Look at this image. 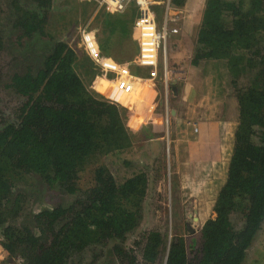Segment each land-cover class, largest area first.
Instances as JSON below:
<instances>
[{
    "label": "trees",
    "instance_id": "1",
    "mask_svg": "<svg viewBox=\"0 0 264 264\" xmlns=\"http://www.w3.org/2000/svg\"><path fill=\"white\" fill-rule=\"evenodd\" d=\"M31 1L28 6L10 0L9 19L19 32L11 46L32 42L38 59L29 56L27 63L39 62L13 73L4 84L20 101L9 120L0 106L3 249L21 264H100L110 255L113 261L105 264H264V0H206L198 31L193 63L216 61V72L227 75H221L220 85L234 92L238 105L234 144L226 177L216 187L214 216L189 242L184 233L169 238L167 229L148 228L131 247L127 242L142 222L149 178L142 170L118 182L103 158L134 145V115L117 99L91 88L93 66L82 64L76 49L57 36L58 20L64 28L71 21L51 18L54 0ZM170 1L181 8L189 0ZM64 3L74 10L82 6L86 13L97 6L94 0ZM103 16L100 50L122 60L121 39L130 40L125 53H133L137 45L132 38L136 9L104 10ZM8 40L0 27V55ZM44 41L48 45L42 47ZM248 75L249 81L242 83ZM2 77L0 70V82ZM145 89H140L143 96ZM35 180L44 185L39 192L59 201L20 219L26 204L38 198ZM253 248L259 255L250 258Z\"/></svg>",
    "mask_w": 264,
    "mask_h": 264
},
{
    "label": "rangeland",
    "instance_id": "2",
    "mask_svg": "<svg viewBox=\"0 0 264 264\" xmlns=\"http://www.w3.org/2000/svg\"><path fill=\"white\" fill-rule=\"evenodd\" d=\"M20 1L28 6L32 4L31 0ZM79 1L82 2L83 0ZM98 1L94 0L97 3L95 10L86 13L82 6L78 7V10H74L67 6L64 0H54L55 8L51 11V18L57 20L60 17H67V23L71 21L68 27L64 28L62 26L63 20H58L57 26L61 29H59L60 32L57 36L76 49L82 64L87 65L90 63L93 66L95 71L93 79L100 76L110 78L115 82L113 88H108L112 86L107 87L108 83L99 78L98 83L93 84L94 80L92 81L91 88L107 99H117L120 105L131 110L134 115L135 121H131L136 124L138 130L134 145L128 151L110 154L103 158V162L118 182H123L127 177L142 170L146 171L149 178L148 192L143 206V219L140 226L129 237L127 246L131 247L133 240L141 236L148 228L167 229L169 238L170 236L173 237L176 232L184 233L187 242H189L193 236L197 235L203 223L214 216L213 204L217 192L216 187L219 183H223L226 177L227 162L231 156L234 132L238 124V105L234 92L223 84L220 85L222 83L221 75L224 77H227V75L222 73L221 70L216 72V67H214L216 61L208 66L205 63L200 64L201 62L199 65L193 63L206 0H189L181 8L174 6L175 11L180 13L181 19L179 23H172L169 26L175 25L179 29L177 33L168 36L166 45L163 44L160 49L159 56L161 63L166 61L169 74L166 79L162 64L158 68V77L151 83L154 89L147 84L142 86L140 83L146 82L141 81L131 87L121 88L119 85L121 74L118 75L117 72L111 71L112 69L109 66L108 69L103 66V61L117 62V60L100 50L99 38L103 36V30L106 31V29L103 21L105 9L100 7ZM150 1L160 27H162L167 0L164 4L162 0ZM9 17H13L10 0H2L0 1V27L7 31L9 40L6 43V49L0 55V70L3 73L0 82V96L2 99L0 106L4 111L5 118L8 120L13 117L14 107L20 101V98L13 93H9L4 84L13 73L24 72L28 66H33L39 62L27 63L29 56L38 59L31 52L32 42H30L31 45L25 44L23 47L19 46L20 48L11 46L10 42L18 37L19 32L14 30L13 21ZM74 17H78L77 22L74 21ZM86 34L89 36L84 38ZM90 36L93 42L91 50L88 47L91 43ZM135 39L133 38V40ZM121 40L124 43L122 46L123 53H121L124 60L136 58L138 48L136 51L135 47H138V45H135L133 53L126 52V54L125 50L128 49L130 40ZM40 43H42V47L48 45L46 41ZM119 47L121 48V44ZM95 53H98V58L101 59L99 62L93 56ZM191 66H198V69L204 71L207 77H204L205 82L198 86L200 88L199 95L194 91V88L193 90L190 89L194 75L199 71L195 68L192 70ZM121 67H127L133 75L132 68H136V70L133 69L136 72H140L137 68H144L143 73H140H146L145 67L138 66L137 63L129 64L127 61H121ZM134 78L129 79V81L135 83ZM165 80H168L167 83ZM217 80L219 84L216 83ZM248 81L249 75L242 80V83ZM144 87H146L145 94L156 90V96L151 99L153 100V111L146 120L141 119L137 112L141 110L142 106L151 104L144 100L140 90ZM203 94L207 98H204ZM197 107L199 108L197 109ZM175 109L177 110L176 114L174 113ZM184 109L190 111L191 114L189 115L188 111L184 112ZM178 115L180 117L184 115L185 119L179 121L177 119ZM198 124L204 132L200 137L206 139L205 148L197 153L199 158L192 156V159H197L193 162V167L186 166L180 155L182 153L189 154L192 149L187 150V139L185 134L182 133H184L185 126L189 132L194 131V133H197L199 131ZM208 127L212 129L209 134H207ZM178 134H181V136ZM90 175V173H87L85 177L91 179ZM29 182L31 183V181ZM34 187L35 191L39 192L38 189L43 188L44 185L35 180ZM45 192V190L39 192L36 195L38 198L34 197L37 200L32 199L30 205L29 202L26 204V210H24L20 219H27V213L30 211L38 212L42 208L59 201V198ZM261 243H264L263 239ZM254 248L250 258L259 255V249L254 250ZM137 254L141 258L140 254ZM112 259L110 255V257L108 256L102 260L100 264H105V260L113 261ZM0 264H21V260H15L0 245Z\"/></svg>",
    "mask_w": 264,
    "mask_h": 264
},
{
    "label": "built area",
    "instance_id": "3",
    "mask_svg": "<svg viewBox=\"0 0 264 264\" xmlns=\"http://www.w3.org/2000/svg\"><path fill=\"white\" fill-rule=\"evenodd\" d=\"M100 7L104 8L106 11H117L120 13L126 12L131 8L136 9V17L134 20V29H135V38L138 45L137 56L134 60L139 66L149 67L151 69V77L157 78L158 68L163 66L164 75L166 79L168 78L169 70L166 64V61L161 63L160 49L163 47V44L166 45L167 38L172 33L178 32V27L175 25H170L172 23L180 22V13L175 11L174 5H172L170 0H167L165 7V17L163 26L160 27L159 21L155 15V12L152 8L150 0H99ZM89 35H84L86 38ZM91 43L88 45L89 49L93 48L92 38L90 36ZM96 58V61L101 60L98 58V53L93 54ZM105 69L111 68V71L117 72L120 75V87L125 88L126 86L131 87V81L134 76L131 73V70L127 67H121L120 64L116 61H103L102 62ZM124 77V79H123ZM166 83L168 80H165ZM127 87V88H128Z\"/></svg>",
    "mask_w": 264,
    "mask_h": 264
},
{
    "label": "crops",
    "instance_id": "4",
    "mask_svg": "<svg viewBox=\"0 0 264 264\" xmlns=\"http://www.w3.org/2000/svg\"><path fill=\"white\" fill-rule=\"evenodd\" d=\"M120 13V12H119ZM134 33H135V30H134V23H133V26H132V38H135V35H134ZM136 40V39H135ZM136 42V41H135ZM136 44H137V42H136ZM135 57H133V58H130V60H124V59H122L121 61H127L129 64H131V63H135L134 62V59ZM114 59H116V58H114ZM117 60V59H116ZM121 61L120 60H117V62L118 63H121ZM138 65V64H137ZM139 66V65H138ZM195 68V70H199V71H197L196 72V74L194 75V79H193V83L191 82V85H190V89L191 90H193V88H194V91L199 95L200 93H199V89L200 88H198V86L202 83V82H205V79H204V77H206V75H205V72L204 71H202V70H200V69H198V66L196 67H194V66H191V69L193 70ZM132 69H134V70H136V68H132ZM137 70L138 71H140V72H142L143 73V70H144V68H137ZM145 70H146V73H144V74H142V73H138V72H134L133 70H132V72L134 73V82L135 83H131L132 84V86L133 85H135L138 81H141V82H146V84L150 87V88H152V89H154V86L151 84V83H153L154 82V80H156V78H152L151 77V74L149 73V70H150V72H151V69L149 68V67H145ZM148 71V72H147ZM143 76V78H142V76ZM99 78H102V77H100V76H97L96 77V79L94 78V79H92V81H93V84L96 82V83H98L99 82ZM146 78V79H145ZM207 78V77H206ZM103 80H105L107 83H108V85H107V87L108 86H112V87H108V88H113L114 86H115V82L112 80V79H110V78H107V77H103L102 78ZM101 82V81H100ZM149 84H148V83ZM154 91V92H153ZM153 91H151V92H148L147 94H145L144 95V100H146L147 102H149V103H151V104H148V105H146V106H143V108L139 111H137L138 112V115H139V117L141 118V119H143V120H146L147 118H148V116H150L151 115V113H152V111H153V100H151V99H153V97L154 96H156V90H153ZM190 95V94H189ZM203 96H204V98H207V96L205 95V94H203ZM155 99V98H154ZM156 104V103H155ZM151 106H152V108H151ZM199 107H197V109H198ZM179 111V110H178ZM184 112H187L188 110H186V109H184L183 110ZM182 111V112H183ZM174 113L176 114L177 113V110L175 109L174 110ZM188 114L190 115L191 114V112L190 111H188ZM179 121H182L183 119H185V117H184V115H182L181 117L178 115V118H177ZM200 123V122H199ZM185 124V123H184ZM198 127H199V131L197 132V133H194V131H188V129H187V127L185 126L184 127V133H182V134H185V137H186V144H187V150H189V149H192L191 150V153H189V154H181L180 155V157H181V159H182V161H183V163L187 166V165H189V166H191V167H193L192 165H193V162L195 161V160H197V159H192V156H197L198 157V155H197V153H200L201 152V150L203 151L204 150V148H205V144H206V142H205V140H204V138L203 137H200L204 132L202 131L203 129L202 128H200V126H199V124H198ZM210 130H212L210 127H208V132H207V134H209L210 133ZM179 136H181V134H178ZM192 135H194V136H192ZM182 137H184V136H182ZM190 138H192V139H195V140H191ZM188 142V143H187ZM199 158V157H198ZM187 160V161H186ZM188 160H190V161H188Z\"/></svg>",
    "mask_w": 264,
    "mask_h": 264
},
{
    "label": "water",
    "instance_id": "5",
    "mask_svg": "<svg viewBox=\"0 0 264 264\" xmlns=\"http://www.w3.org/2000/svg\"><path fill=\"white\" fill-rule=\"evenodd\" d=\"M174 89H176V87H174Z\"/></svg>",
    "mask_w": 264,
    "mask_h": 264
}]
</instances>
